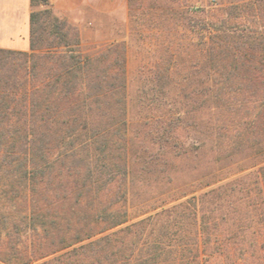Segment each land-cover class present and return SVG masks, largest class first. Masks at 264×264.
Returning <instances> with one entry per match:
<instances>
[{"label":"trees","instance_id":"1","mask_svg":"<svg viewBox=\"0 0 264 264\" xmlns=\"http://www.w3.org/2000/svg\"><path fill=\"white\" fill-rule=\"evenodd\" d=\"M31 4V51L0 49V264H264V33L245 25V10L259 21L264 9L220 7L200 65L163 50L161 80L177 65L192 94L210 96L206 156L174 125L156 140L162 153L146 142L158 121L133 136L126 44L82 53L49 0ZM192 154L197 175L178 179L173 201L186 199L129 223L135 182L173 184Z\"/></svg>","mask_w":264,"mask_h":264},{"label":"rangeland","instance_id":"2","mask_svg":"<svg viewBox=\"0 0 264 264\" xmlns=\"http://www.w3.org/2000/svg\"><path fill=\"white\" fill-rule=\"evenodd\" d=\"M248 3L264 9V0H140L139 7L132 11L133 17L128 5L111 15H92L83 26L72 25L80 32L82 53H94L120 42L126 44L128 123L133 136H143V122L158 121V124H150L147 127L151 134L146 142L151 151L162 153L156 140L174 125L178 128L177 141L180 145L193 151L200 143H204L205 154L209 156L210 144L216 135L210 132V127L212 129L216 126V117L214 118L209 108L210 96L204 95V92L192 94L194 86L179 81L180 76L183 77L184 74L177 65L174 69L171 68L170 81L168 77L166 81L161 80L157 75L158 64L163 65L160 69L164 78L167 58L163 50L171 45L173 48H179L182 57L200 65L201 60L203 61L202 46L208 42L212 32L210 27L217 20V10L220 7ZM245 13L248 15L246 27L264 33V19L255 21L249 8ZM205 26L210 30H203ZM195 161L194 154L189 160L182 161L175 176L177 181L173 184L167 179H161L159 182L152 180L147 184L135 182L130 195L129 223L183 202L186 198L173 201L177 195L184 192V189L176 190L181 183L178 179L188 180L197 175L196 168H191ZM199 169L201 172L202 167ZM231 172L237 173V170ZM143 198L149 201L140 202ZM146 211L150 212L142 216ZM42 263L43 261H38L34 264Z\"/></svg>","mask_w":264,"mask_h":264},{"label":"crops","instance_id":"3","mask_svg":"<svg viewBox=\"0 0 264 264\" xmlns=\"http://www.w3.org/2000/svg\"><path fill=\"white\" fill-rule=\"evenodd\" d=\"M60 18L83 26L92 15L114 14L129 0H49ZM31 0H0V49L31 51Z\"/></svg>","mask_w":264,"mask_h":264}]
</instances>
